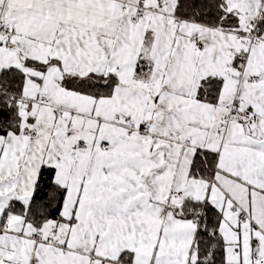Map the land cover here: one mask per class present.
<instances>
[{
    "label": "snow or ice",
    "instance_id": "snow-or-ice-1",
    "mask_svg": "<svg viewBox=\"0 0 264 264\" xmlns=\"http://www.w3.org/2000/svg\"><path fill=\"white\" fill-rule=\"evenodd\" d=\"M0 264H264V0H0Z\"/></svg>",
    "mask_w": 264,
    "mask_h": 264
}]
</instances>
